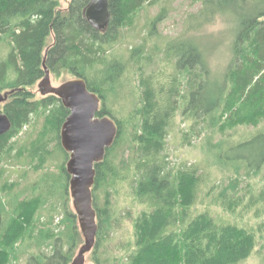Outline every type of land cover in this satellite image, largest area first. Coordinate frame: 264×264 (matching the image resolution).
I'll use <instances>...</instances> for the list:
<instances>
[{
    "label": "trees",
    "instance_id": "obj_1",
    "mask_svg": "<svg viewBox=\"0 0 264 264\" xmlns=\"http://www.w3.org/2000/svg\"><path fill=\"white\" fill-rule=\"evenodd\" d=\"M165 1L110 0L109 27L99 32L85 15L91 0H71L64 10L59 0H0V92L18 90L0 106L12 121L11 131L0 136V264L10 263L8 240L19 233L20 221L35 207L33 198L21 199L28 192L42 198L57 196L60 189L62 227L50 252L29 255L25 264H71L83 243L77 215L70 210L71 176L66 165L70 155L61 137L70 111L58 97L38 100L31 90L45 76L48 48L46 65L51 75L83 78L103 104L97 116H110L118 125L114 145L95 167L96 264H241L255 253V231L220 221L210 211L195 213L193 209L206 199L233 216L264 217V126L248 139L225 147L217 144L216 159L235 170L236 177L231 179L218 180L198 164L171 167L166 141L179 113L200 128L195 132L199 136L220 127L258 128L264 123V0H202L201 10L188 19L183 36L167 43L162 62L166 67L158 73L149 69L157 50L146 53V45L134 47L127 61L111 58L110 49L120 42L124 29L136 23L145 6ZM222 16L234 22V38L232 58L220 80L213 74L201 40L182 37L204 30ZM167 17L163 7L150 20V37L156 36L158 25ZM52 35L54 42L48 46ZM5 44L9 48L3 52ZM131 65L138 74V91L130 112L120 119L108 103L120 95ZM167 66L174 74L166 72ZM218 113L219 119L212 122ZM41 115L48 117L42 134L30 148L15 150L13 140L32 124L33 117ZM185 136L192 145L189 134ZM55 156L64 159L58 180L47 175L33 185L37 187L19 194L15 182L4 200L1 190L8 185L4 162L28 159L44 165ZM123 184H128L133 200L144 210L133 220L134 238L122 257L125 263L118 257L113 263L103 251L107 235L119 225L112 197ZM32 235L28 234L30 240ZM29 243L42 249V244Z\"/></svg>",
    "mask_w": 264,
    "mask_h": 264
},
{
    "label": "rangeland",
    "instance_id": "obj_2",
    "mask_svg": "<svg viewBox=\"0 0 264 264\" xmlns=\"http://www.w3.org/2000/svg\"><path fill=\"white\" fill-rule=\"evenodd\" d=\"M61 8L67 9L71 0H59ZM165 7L168 10V17L158 25L157 34L155 37H150V20L158 15L160 10ZM202 7V0H167L161 2L155 6H145V8L139 14L136 23L132 26L124 29L120 42L110 50V57L114 56L127 61L130 57L131 50L134 47L140 45L144 46L146 53H152L157 50L154 64L149 68L150 71L158 73L161 68L166 67L163 64V57L165 56L166 45L181 36L186 31V25L188 19L192 14H197ZM189 23V21H188ZM234 22L228 17H219L218 20L212 25L206 26L204 30L199 32L190 31L187 35H184L182 39H191L196 36L203 48L208 51L207 56L212 67L213 74L216 78L222 80L224 77L226 68L232 58L231 43L234 38ZM54 36L52 35L48 41V46L53 44ZM8 45L5 44L2 47V51H8ZM136 70L130 66V70L126 75V85L120 90L119 96H114L109 101L108 105L113 110V114L124 119L130 112L131 106L135 103V92L138 91V74ZM169 74H174L173 69L167 66ZM53 86L58 87L63 83L75 79L70 74L64 73L60 75H51ZM131 81L130 82H128ZM38 100L42 99V95L38 89V83L31 89ZM103 106L102 102L100 108ZM219 113L215 116L212 122L219 119ZM181 113L176 118V124L174 130L166 141L167 153L172 163L171 167L177 166H191L198 164L206 173H210L214 177L221 179H231L236 176L235 170L220 163L215 153L217 151V144H222L224 147L232 142H238L244 139H248L256 134L259 129H262L264 123L258 128L234 126L233 128H219L215 132H206L202 135H195L200 128L193 124V122H187L183 119ZM48 120L47 116H35L33 117L32 124L28 126L18 138H14V149L30 148L33 141L38 139L42 134L45 122ZM215 124H213L214 126ZM41 132V133H40ZM186 134H189V139L192 145H188L185 138ZM53 137V134L51 135ZM51 147H55V143L51 144ZM63 157L55 156L48 163L41 165L39 161H31L24 159L21 162L12 163L4 162L2 164L5 167L4 175L7 187L2 188V195L6 200L9 195V190L13 189L12 186L15 182L19 183V186H15V193H21V190L31 188L37 182L43 181L47 175L51 180L55 177L57 180L61 175L60 165L63 162ZM69 161V160H68ZM66 161V165L68 163ZM5 184V185H6ZM60 185V181H59ZM33 186L32 189H34ZM56 190L58 185L55 186ZM5 189V190H4ZM71 193V192H70ZM38 193L24 194L22 200L27 197L28 199L36 201L35 207L30 211L29 215L22 218L20 221L19 233H14L12 238H8V244L6 248L11 251L9 257V264H25L29 255L40 256L41 253H49L50 245L55 238L61 236V191L58 189L57 196H42L38 197ZM71 195V194H70ZM103 195V194H102ZM70 197V210L74 213L73 199ZM104 196H101L103 201ZM47 201V206L43 202ZM44 203V204H42ZM112 203L115 209L116 218L119 219V225L116 226V230L113 228L107 235L103 256L111 259L114 263L115 258H125L126 249L129 241L134 238V218L138 217L140 212L144 210L143 207L133 200L131 188L128 184H123L115 190ZM208 200L204 199L196 207H194L195 213H201L210 211L213 216L220 221H227L233 224H238L241 227L252 229L256 232L258 237V246L255 253L246 261L241 264H264V217L254 218V215L247 214L243 216L231 215L216 205L207 204ZM114 217V218H115ZM78 229L81 234L83 243L78 246L74 258L77 256L79 249L84 244V237L81 233L79 223ZM63 231V230H62ZM33 232L31 240L28 234ZM39 238L40 241H37ZM42 244V249L36 248V245L29 243ZM126 247V248H125ZM125 248V250H124ZM41 251V252H40ZM95 249L92 250L86 256V264H96L94 262ZM99 254V253H98ZM122 258V259H123ZM8 260V258H6ZM74 260V259H73ZM114 260V261H113ZM1 261V259H0ZM124 263L125 260L123 259ZM122 262V261H121Z\"/></svg>",
    "mask_w": 264,
    "mask_h": 264
},
{
    "label": "water",
    "instance_id": "obj_3",
    "mask_svg": "<svg viewBox=\"0 0 264 264\" xmlns=\"http://www.w3.org/2000/svg\"><path fill=\"white\" fill-rule=\"evenodd\" d=\"M110 0H91L85 15L89 24L97 31L108 29L111 15ZM45 52L44 78L38 89L43 97L54 95L70 111L62 126L61 137L64 150L69 153L67 172L71 176L70 192L84 244L71 264H86V256L94 249L99 226L97 213L93 206L92 189L96 179V165L103 162L107 150L111 148L118 135V125L110 116L98 117L100 97L88 89L83 78H75L55 87L51 72L46 65ZM18 90L0 92V106ZM12 129L11 119L0 110V136Z\"/></svg>",
    "mask_w": 264,
    "mask_h": 264
},
{
    "label": "flooded vegetation",
    "instance_id": "obj_4",
    "mask_svg": "<svg viewBox=\"0 0 264 264\" xmlns=\"http://www.w3.org/2000/svg\"><path fill=\"white\" fill-rule=\"evenodd\" d=\"M39 84V83H38Z\"/></svg>",
    "mask_w": 264,
    "mask_h": 264
}]
</instances>
